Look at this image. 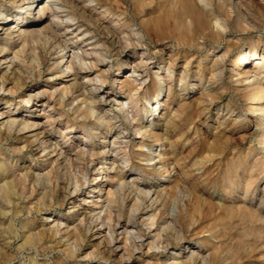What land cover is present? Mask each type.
Returning <instances> with one entry per match:
<instances>
[{"label":"rangeland","instance_id":"rangeland-1","mask_svg":"<svg viewBox=\"0 0 264 264\" xmlns=\"http://www.w3.org/2000/svg\"><path fill=\"white\" fill-rule=\"evenodd\" d=\"M125 1L122 0L121 5L127 8V13L122 15L131 18L132 22H140L142 19H149L153 16H161L163 21L166 18L167 0L146 3L144 12L139 11L142 0ZM244 1L252 7L257 17V27L248 32H242L240 26L242 21H238V26L234 21H231V29L224 34L223 40L218 43L210 41L213 43L212 45L209 41H205L202 48L204 51L201 49L196 58H192L194 50L187 42L179 38V30L174 25L164 27L159 33L151 30L148 36L145 34L142 38V44H129L125 48L123 44H118L115 40L108 38L105 28H99V38L103 44L99 45L98 50L105 54L104 62L112 64L108 73V83L110 82L116 87L115 78H124L131 74L133 61H138L141 53L146 51L145 53L150 57L146 70L143 72V76L146 78L145 82L152 81L162 85L163 80L166 84L172 83L174 88L170 92L164 88L160 95L163 102L161 101L158 109L155 110L151 107L148 100L140 108L142 120L146 121L151 131H156L160 136L155 137L145 132L142 154L134 155L132 152L137 148V142L141 138L135 136L138 132L131 126L133 119L124 117L122 109L117 106L116 98L119 95L112 96L111 100H101L99 94L97 95L98 90L89 94L91 97H96L98 113L105 115L102 122H98L94 117H82L80 110H77L78 105L82 104L83 93L88 92L83 86L87 88L91 86L88 84L86 75H94L96 70L84 72L83 69H80L76 78L65 81L66 83L71 82L70 90L73 96L79 95V101L68 95L62 101L57 100L58 103H54L53 109L50 110L49 107L46 109L49 113L51 111L55 114L63 112L64 120L69 119V124L73 125L74 131L69 133V141L64 143L66 147L72 148L76 145L85 148H89L90 145L107 147L106 155H101L89 164L87 152H82L83 154L80 156L82 160L79 158L68 162L66 157L54 160L51 155H44L48 152V148L41 150L38 147V141L34 139L38 129L17 130L19 126H16L9 134L5 135L0 132V162L3 165V171L0 169V176L3 177L1 182L8 180L6 194L12 201L6 205L8 203L6 194L4 191L2 194L0 193V209H2L0 211V240L2 239L0 241V264L114 263L108 255V247L104 245L103 241H99V237L92 234L94 226L91 231L87 230L90 202L87 201L85 204L82 199H77L86 197L89 200L90 196L94 194L92 190L97 185L94 178L97 179L99 176L98 165L100 163H103L105 171L103 174L106 172L110 175L122 173L124 177L123 189L115 194V211L120 210L122 216L127 217L132 213V208L136 207L137 210L133 211L136 216L135 220L144 231L147 230V226L141 224L140 220L148 214L157 216L158 231L162 228L166 229L163 234L166 241L149 252L151 259H159L164 263L171 260V254L173 255L177 248L182 247V251L183 249L188 250L184 253L180 250L179 254H184V259L189 264H208L198 254V251L201 250V247L197 246L200 245V240L197 237L194 238V236H198L204 243L213 237L219 241L214 258L215 264H264V236L258 230L259 222L249 214L238 210L236 204L227 200L228 195L224 194L229 187L228 183L235 185L241 181L240 179H246L253 161H257L256 173L253 175L258 178L257 196L261 192L260 186L264 185V142L260 141V133L264 127V111L257 108L258 103L249 104V98L242 95L240 90H236V81L230 77L229 70L236 53L256 46L259 54L262 45H264V0ZM28 3H30L29 0H0L1 17L3 18L9 13L14 16L13 20L7 21L5 28L0 29V45L8 44L11 48L17 45L16 48L22 49L20 56L25 59L20 72L10 65L9 59L0 61V80L4 79L6 88L5 91L0 89V109L10 110V114L17 106H20L19 109H28L27 105L32 104L19 101L21 97L25 95L27 97L29 93L39 89H53L67 74L63 70L67 59L64 52L68 48H63L61 45L64 42L72 41L69 39L70 30L65 31L63 24L56 25V32L61 36H55L49 28L51 25H55L52 17L39 18L34 6L30 7L28 11L26 10ZM78 3V7L74 6L75 11L84 18L80 4L87 5L89 9L91 5L83 0H78ZM86 11L90 13L89 10ZM10 26L12 27L10 28ZM72 27L74 28L75 25ZM45 32L48 33L47 36H45ZM88 36L86 34L84 37L86 40L75 43V46L87 48L88 45L85 43L94 40ZM14 40L19 42H13ZM226 44H230V47L224 64V72L221 78L210 79V86L213 88L206 89L203 86L210 77V73L204 68L209 65L207 50L211 46L214 52L220 54L225 50ZM76 49L78 50V48ZM1 54L4 52L1 51ZM212 56L213 54L210 55V57ZM199 57L203 58L200 70L204 79L201 81L203 83L201 86L198 85L200 81L195 77L199 70ZM257 59L259 58L250 59L248 63L251 62L250 65H252L253 61ZM41 60H45L43 64ZM75 60L79 63L77 58ZM53 62H56L57 68L49 69L48 65ZM117 63L122 67V72L117 73ZM159 64L164 67L168 65L169 69L159 67ZM262 64L264 70V61ZM158 70L161 71L163 79L158 77ZM171 70L172 74H170ZM56 74L60 76L56 77ZM223 79L227 80L223 81ZM192 82L196 84L192 85ZM31 84L35 87L32 91L28 88ZM7 89L9 90L7 91ZM206 91L209 92L206 93ZM49 95L48 93L47 96ZM210 96L212 98H209ZM141 101L142 99H139L135 103L140 105ZM135 103L131 105H135ZM128 106L126 105L131 110L132 108ZM153 110L157 113H154ZM111 111H115V117H111ZM16 115L19 116V114H13V116ZM3 119L7 120L8 118L4 117ZM62 127L64 126L62 125ZM52 131L54 132L53 138L58 137V133H56L58 131L55 129ZM223 131L225 132L223 133ZM164 133L169 135L172 144L163 138ZM82 135H87L86 139L82 138ZM162 139L164 144H161ZM114 141L118 142L114 144ZM149 142H152L151 146ZM112 143L118 152H116L118 163L115 165L109 162L104 163L105 157L110 153L108 148L113 145ZM156 149L157 152L161 150L164 152L163 161L167 168V175H165L167 179L163 182L168 196L163 198L161 203H153L142 194H138L140 189H145L154 180L153 178L164 177L165 171L152 170V161L147 160L150 152L156 151ZM45 157L47 159H44ZM123 160L126 162L122 171ZM84 162L88 165V168L86 167L87 179H83L80 174V171L82 173L84 170L82 166L85 164ZM43 167L45 168L43 169ZM39 171L41 173L37 174ZM76 179L81 182L80 193L71 198L70 192L76 184ZM107 186L110 185L105 184L103 192L108 188ZM73 194L75 195V193ZM18 200L20 203L12 207ZM169 212H172L177 218L176 229L182 231L176 232L175 229L169 227L170 219H167ZM57 219L66 221L62 226L69 227L72 234L79 236L77 253L74 252L73 255L68 253V248L73 244V238L61 241L58 235L54 236L50 232V228L54 227ZM154 227L152 226L151 229ZM181 235L184 236L182 239ZM167 241L170 244L165 246ZM187 245L189 246L187 247ZM88 252H91V256L86 255Z\"/></svg>","mask_w":264,"mask_h":264},{"label":"bare ground","instance_id":"bare-ground-1","mask_svg":"<svg viewBox=\"0 0 264 264\" xmlns=\"http://www.w3.org/2000/svg\"><path fill=\"white\" fill-rule=\"evenodd\" d=\"M21 1H24V0H21ZM142 1L143 2L140 4V10H139L140 12H144L146 10V3H154L155 1H160V0H142ZM29 2L30 3H28V6L26 5L27 11L30 9V7L34 6L33 8L36 10L39 18H45V17H50V16L52 17V20L55 23V25L53 26L51 25L50 27L49 26L48 27L50 28L51 33L53 32L55 36H58V37L61 36V34L56 32V28H57L56 25L60 26L61 24H63V26L65 27L64 28L65 31L68 32L70 30L71 34L69 35V39H71L72 41L69 43L64 42V44L61 45V47L63 48H68L67 51L64 52V55L67 56V59L65 61V68L63 70V72L67 74H65L64 77L61 78L62 80L59 82V84L55 88L47 89V88H44L43 86L44 89H39L33 93H29L27 97H25L26 95L21 97L19 101H22V102L25 101L27 103H32L31 105H27L29 106L28 109L26 108L19 109L20 106H17L13 110V112H11L12 114L9 113L10 110L5 111V110L0 109V119H3L4 117L8 118L7 120L3 119L2 121H0V132H3L5 135L9 134L12 132L13 128H15L16 126H19L17 130H21L25 128H31V130L38 129L39 131L36 132L37 135L35 136L34 139L38 141V147L41 148V150L48 148L47 150L48 152H46L44 155L49 154L52 157H54V160H58L59 158L66 157L68 159V162L72 161V159L78 160L83 153L87 152L88 153L87 156L89 157V161H88V164H89V163H92L94 159L100 157L101 155H106L107 153L106 152L107 147L102 148L100 146H95V145H90L89 148L79 147L80 145L73 146L72 148L66 147L64 143L66 141H69L68 140L69 133L74 131L73 125L71 123L69 124L68 118H67L68 120H64L63 112H56L55 114V113H52L51 111V113H49L46 109V107H49L50 110L53 109L54 103L57 102V100L62 101L65 98H67L68 95L72 96V99L79 101V95L73 96V93L70 90V85H72L70 84L71 82L66 83L65 81L76 78V74H78L80 69H83L84 72H87L90 70H96V72L94 73V75H89V74L86 75L88 76L87 77L88 84H90L91 86H89L88 88L86 86H83V88L85 87L86 91L88 92L83 93L82 104L78 105L77 110H80L82 117L84 116H88L89 118L94 117L98 122H102L103 119L105 118V115L98 113L96 109L98 105L97 100L95 99L96 97L95 98L91 97L89 96V94L94 93L92 92L94 90H98L97 95L99 94V98H101V100L102 99L111 100L112 96L119 95L116 98L117 104H118L117 106H120V109H122V112L124 113V117L133 119V121L131 122V126L134 129H136V132H138V134L135 136H140L141 138L137 142L138 143L137 148H135L132 151L134 155L142 154L141 150L144 145L143 137H144L145 132H148L152 136L154 135L155 137H160L158 136L156 131H151L148 128V124L146 123V121L142 120V115L140 112L141 106H143L144 105L143 103L148 100V103L151 105V107H153L155 110L158 109L162 101V97L160 95H161V92H163L164 88H167L169 92L172 89H174L172 86V83L166 84V82L164 83L163 80H162V85L156 82L154 83L152 81L145 82L146 78H144L143 72L146 70V67H147L146 65H147V62H149L148 59L150 57V56H147V54L145 53L146 51L141 53L138 61L137 60L133 61L134 63L132 66L131 74L126 75L124 78H118V77L115 78L116 84H117L116 87H114L112 83L110 82L108 83V77H109L108 73L112 67V64L108 63L107 61L104 62V60L106 59L105 54H103L101 50H98L99 45L103 44L102 41L100 40L101 38H99L100 37L99 28L100 27L106 29L108 38L110 37V39L115 40L118 44H123L125 48L129 44H134V45L138 43L142 44L141 42L142 38L144 37L145 34L148 36L151 30L159 33L164 27L174 25L179 30V38L183 39L184 42H187V44L194 50L192 54V58L198 57L197 55L201 51V49L204 47L205 41H209L211 45L213 43H218L222 41L224 34L227 31H230L231 29L230 28L231 21H234L237 25L238 21L241 20L242 23L240 24V26L242 28L241 30L242 32H248L257 27V21H256L257 17L252 7H250V5L246 3L244 0H167L166 9H165L166 18L164 21L161 16H153L149 19H142L140 22H132L131 18L127 17L126 15H122V14L127 13V8L121 5L122 0H83V2L90 3L91 5L89 9L87 5L80 4L81 5L80 9L82 8V13L84 15V18L81 15H78L77 12L75 11L74 6L78 7V4H79L78 0H29ZM86 10H89L90 13H88ZM1 14H2V9H0V29L5 28L6 24L8 23L7 21H9L10 19L11 20L14 19V16L12 13H9V15H6L3 18L1 17L2 16ZM93 14H95V16H93ZM73 25H75L74 28L72 27ZM11 27L12 26H10V28ZM46 32H49V31H46ZM19 33L21 34L22 32H19ZM86 34L89 35L88 38L94 39V40H91L85 43V45H88L87 48H83L82 46H78V47L75 46V43H79L80 41L86 40V38H84ZM47 35L48 33L45 34V36ZM210 41H213V43ZM13 42L18 43L19 41L14 40ZM16 46L17 45L11 48V46L9 47L8 44L0 45V58H1L0 61L2 60L7 61V59H9L10 65L15 67L16 71L20 72L21 71L20 68H22V66L24 65L25 59L20 56L22 53V49L20 47L16 48ZM229 47H230V44H226L225 50L221 52L220 54H217L216 51L214 52V49H212L211 46L208 48L207 59H209V65L208 67H204V68L208 71V73H210V77H209V80L206 81V84H204L203 86L206 89L213 88L210 86V79L221 78V75L224 72V64L226 61L227 52L229 50ZM76 48H78V50ZM1 51H3L4 54H1ZM212 54L213 56L210 57V55ZM234 56L235 57L233 58V63L231 65L232 67H230L229 70L231 72L230 77H232L233 80L236 81V84H235L236 90H240L242 95L249 98V104L258 103L257 108L261 111H264V70L262 69L263 68L262 61H264V45H262V50L259 54H258L257 47L251 46L247 48L246 50L236 53V55ZM76 58L78 59L79 63H77V61L75 60ZM254 58H259V59L254 60L253 64L250 65L251 62L248 63V61ZM202 59L201 57H199V65H198L199 70L196 73L197 75L195 74L196 75L195 77L200 81V84H198L200 86L203 84L201 83V81L204 79L203 73L200 70L202 66L201 64ZM43 61L41 60L42 64H43ZM116 66H117V73L122 72V67L120 66V64L117 63ZM159 67L169 69L168 65L164 67L161 64H159ZM48 68L56 69L57 68L56 62L49 64ZM172 70L170 71V74H172ZM166 72H169V71L166 70ZM183 73L184 71L182 72V74ZM73 75L74 77H72ZM157 75L159 78L163 79L160 70H158ZM59 76H60L59 74H56V77H59ZM224 80H227V79H223V81ZM193 84H196V83L192 82V85ZM28 88H30L31 91L35 89V87L32 84L29 85ZM0 89L3 91L6 90L4 79L0 80ZM8 90L9 89H7V91ZM208 92L209 91H206V93ZM48 93L50 94L49 96H47ZM228 93H229V90H228ZM57 95L58 97H56ZM209 98H212V96H210ZM139 99H142L141 101L142 104L140 105L135 103ZM132 103H135V105L134 104L131 105ZM126 105H129L132 109L129 110L126 107ZM39 107L41 108L39 109ZM8 108H10L9 105H8ZM114 112L111 111V114H110L111 117L116 116ZM154 113H157V112L154 111ZM13 114H19V116L17 115L13 116ZM28 118H32V119H28ZM45 125H48V127H45ZM62 125L64 127H62ZM52 129H55L58 131L56 132L58 133V137L53 138L54 132L52 131ZM87 132H90V131H87ZM224 132L225 131H223V133ZM81 137L86 139L87 135H84V136L82 135ZM163 138H166V140L170 144H172V140L170 141L169 135L167 133H164ZM260 141L264 142V127L260 133ZM116 142L118 141H114V144ZM114 144L108 148L110 153L107 155V157H105L106 159L104 163L109 162V163H112L113 165L118 163L117 162L118 159L116 155L117 149L114 146ZM151 144L152 142H149L150 146ZM161 144H164L163 139L161 140ZM178 151H179V148H178ZM163 154L164 152H162V150L160 152H157V149H156V151L154 150L150 152V155L147 156V160L152 161V164H153V166L151 167L152 170L165 171L163 175L164 177H161L159 179H157V177L153 178L154 180L149 184L147 183L148 185L146 188L144 187L145 189H142V190L140 189L138 191L139 195L142 194L146 199H150L151 202L153 203L154 202L161 203V200L168 196V191L166 190L164 186L165 183L163 182L165 179H167L165 176L167 175V168H166V163L163 161ZM44 159H47V157H45ZM80 159L82 160V158ZM125 162L126 160H123V164L121 165L122 171L124 170ZM82 166L84 167L83 168L84 170L81 168L83 171L82 173L80 171V174H82L83 179H87L86 167L88 165L87 163H85ZM2 168H3V165L0 162L1 171H3ZM44 168L45 167H43V169ZM255 169H257V161H253V163L250 165V171L246 179L244 178L240 179L241 181H238L239 183L237 182V184L235 185H232V183H228L229 187L228 189L225 190L224 194L228 195L227 200L236 204V207L238 208V210L246 214H249L250 216H252V218H254L257 222H259L260 226L258 230L261 233H263V236H264V185L260 186L261 192L259 196H257V189L259 185L257 183L258 182L257 176H253L256 173ZM98 171H97L99 173L98 178L97 179L94 178V180L97 183L96 187L92 190L94 194L90 196L89 200L86 197L77 198V199H82L83 203L85 204L87 203V201L90 202L89 204L90 216L88 219L87 230L91 231L94 226L95 229L94 231H92V234L95 235L96 237H99L100 238L99 241H103L104 245L108 247L107 251L109 254L107 252L106 253L109 255L110 259L115 264H189L187 261H185L184 254H179L180 253L179 251L181 250L182 247L177 248L176 252L173 255L171 254V260L166 261L164 263L160 261L159 259H154V258L151 259L149 257V255H151L149 253L150 251H152L156 247H159L162 244V242L166 241V237L164 238V235H163L166 229L162 228V230L158 231L157 230V227H158L157 216L154 214H148L147 216L142 217L140 220L141 224L147 226L148 232L147 230L144 231L142 229V226L139 225L138 222L135 220L136 216H135V213L133 212L137 210L135 206H134L135 209L132 208V213L128 214L127 217H123L120 210L115 211L114 209L115 194L116 192H119L120 190L123 189V186H124L123 178L124 177L122 176V173H115V174L110 175L106 172L107 174L106 173L103 174L105 172L103 169V163H100L98 165ZM40 173L41 172L39 171L37 174H40ZM2 180H3V177L0 176V182ZM107 183L110 186L109 187L107 186L108 188H106L105 191L103 192L102 189L104 185ZM80 185H81V182L78 179H76V184L73 186V189L70 192L71 198L80 193L79 192ZM7 187H8V180L1 182L0 183V193L2 194L4 191V193L6 194ZM73 193H75V195ZM5 197L8 202L6 205H9V203H11L12 201L10 197L7 196V194L5 195ZM19 203H20L19 200L16 201L14 203L15 205H12V207L13 206L15 207ZM1 210L2 209H0V211ZM13 217L15 218V216ZM167 219H170V226H169L170 228L175 229L176 232L181 230V229L180 230L176 229L177 218L172 212L167 215ZM63 223H66V221H61L57 219L54 223V227L50 228V232L54 236L58 235L61 241L62 240L64 241V239L68 240V239L73 238L72 240L73 244H71V246L68 248V253H71V255H73L74 252L77 253V250H78L77 243H78V240L80 239L78 235H74L70 232L69 227H63L62 226ZM152 226L154 227L153 229H151ZM183 237H184L183 235L180 236L181 239ZM195 237H197L198 240H200L199 241L200 245L199 244L197 245L201 247V250L198 251L200 258L208 264H215L214 258L216 255V249L219 245V241L213 237L211 240L209 239L207 243H204L203 240L200 239V237L194 236V238ZM169 244L170 242L167 241L165 246ZM188 246L189 245H187V247ZM187 250L188 249H183V251L182 250L181 251L184 253ZM86 255L91 256V252H88Z\"/></svg>","mask_w":264,"mask_h":264}]
</instances>
